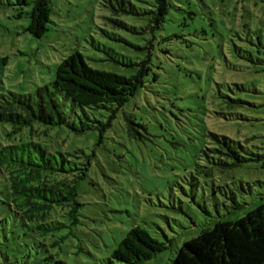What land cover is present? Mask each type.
<instances>
[{"label":"rangeland","instance_id":"374dc122","mask_svg":"<svg viewBox=\"0 0 264 264\" xmlns=\"http://www.w3.org/2000/svg\"><path fill=\"white\" fill-rule=\"evenodd\" d=\"M47 1V32L35 38L25 31L32 0H0V94L34 95L75 51L91 68L124 76L150 51L154 71L102 140L96 120L108 114L67 100L68 118L93 129L48 127L38 139L49 151L75 153L73 161L91 160L78 189L79 222L57 232L67 237L49 248L56 259L119 264L109 262L112 251L139 226L168 245L144 264H173L185 241L264 203V168L252 161L225 167L231 161L210 137L228 138L244 156L264 150V0H171L158 30L150 15L114 12V0ZM127 1L138 12L154 2ZM127 119L141 125L134 137ZM5 129L0 144L8 143Z\"/></svg>","mask_w":264,"mask_h":264},{"label":"trees","instance_id":"16d2710c","mask_svg":"<svg viewBox=\"0 0 264 264\" xmlns=\"http://www.w3.org/2000/svg\"><path fill=\"white\" fill-rule=\"evenodd\" d=\"M114 1L118 4L114 8L111 3L114 12L150 15L152 30L161 28L173 6L171 0H154L150 8L138 12L127 0ZM17 4L31 3L18 0ZM28 16L30 22L25 31L41 38L50 21L48 1L32 0ZM152 48L151 41L148 49ZM152 59L153 53L148 51L140 61L127 64L136 70L133 75L124 76L91 68L75 51L56 65L51 82L37 87L34 95L0 94V127L8 128L3 133L8 143L0 144V264H64L49 248L60 245L67 237L56 236L57 232L79 222L82 204L77 201L78 189L91 160L85 156L83 161H73L75 153L49 151L38 139L47 135L48 127H65L76 133L93 129L82 121L78 127L73 118H68L61 109V102L67 100L81 109L108 114L105 121L96 120L102 140L119 110L154 72ZM153 80H157L156 74ZM136 127L141 125L126 120L130 137L138 133ZM25 129L29 140L22 141L19 135ZM15 137L19 140L12 142ZM210 137L224 148L223 155L231 161L223 162L225 167L252 161L264 168V150L244 156L228 138L213 134ZM167 248L146 229L135 226L112 251L109 262L144 264ZM173 264H264V203L234 222L219 221L185 241L176 251Z\"/></svg>","mask_w":264,"mask_h":264}]
</instances>
